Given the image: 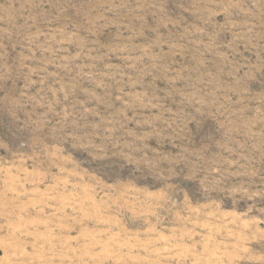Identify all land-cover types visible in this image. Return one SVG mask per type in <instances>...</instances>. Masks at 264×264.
<instances>
[{
  "label": "rangeland",
  "instance_id": "obj_1",
  "mask_svg": "<svg viewBox=\"0 0 264 264\" xmlns=\"http://www.w3.org/2000/svg\"><path fill=\"white\" fill-rule=\"evenodd\" d=\"M0 264H264V0H0Z\"/></svg>",
  "mask_w": 264,
  "mask_h": 264
}]
</instances>
